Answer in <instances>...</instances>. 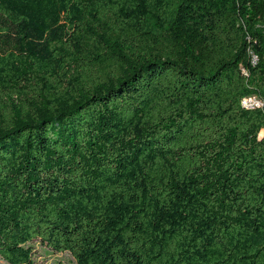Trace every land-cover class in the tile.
Returning a JSON list of instances; mask_svg holds the SVG:
<instances>
[{
    "label": "trees",
    "instance_id": "obj_1",
    "mask_svg": "<svg viewBox=\"0 0 264 264\" xmlns=\"http://www.w3.org/2000/svg\"><path fill=\"white\" fill-rule=\"evenodd\" d=\"M34 242L264 264V0H0V258Z\"/></svg>",
    "mask_w": 264,
    "mask_h": 264
},
{
    "label": "rangeland",
    "instance_id": "obj_2",
    "mask_svg": "<svg viewBox=\"0 0 264 264\" xmlns=\"http://www.w3.org/2000/svg\"><path fill=\"white\" fill-rule=\"evenodd\" d=\"M35 248V260L37 264H73L74 259L69 253H56L40 242L31 244ZM0 264H7L0 258Z\"/></svg>",
    "mask_w": 264,
    "mask_h": 264
},
{
    "label": "built area",
    "instance_id": "obj_3",
    "mask_svg": "<svg viewBox=\"0 0 264 264\" xmlns=\"http://www.w3.org/2000/svg\"><path fill=\"white\" fill-rule=\"evenodd\" d=\"M244 102V108L245 109H256V108H262L263 107V103L260 99H258L257 97H249V98H245L243 100Z\"/></svg>",
    "mask_w": 264,
    "mask_h": 264
}]
</instances>
